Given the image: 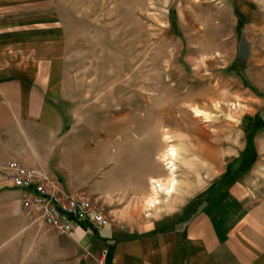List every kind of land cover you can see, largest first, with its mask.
Segmentation results:
<instances>
[{
    "label": "rangeland",
    "instance_id": "1",
    "mask_svg": "<svg viewBox=\"0 0 264 264\" xmlns=\"http://www.w3.org/2000/svg\"><path fill=\"white\" fill-rule=\"evenodd\" d=\"M0 44L17 50L12 62L57 61L70 182L82 187L94 167L109 187L115 174L141 219L170 228L230 190L251 206L264 200V0H0ZM162 126L176 183L152 207L151 178L169 177ZM244 152L254 163L231 175Z\"/></svg>",
    "mask_w": 264,
    "mask_h": 264
},
{
    "label": "crops",
    "instance_id": "2",
    "mask_svg": "<svg viewBox=\"0 0 264 264\" xmlns=\"http://www.w3.org/2000/svg\"><path fill=\"white\" fill-rule=\"evenodd\" d=\"M16 51L0 44V264H264V200L251 206L230 190L188 226L170 228L141 219V205L119 188L115 174L102 187L92 165L82 187L70 182L62 167L68 164L70 124L57 61L24 53L12 62ZM12 161L51 172L68 191L110 206L111 222L60 235L34 221L21 211L24 191L6 175ZM118 199L127 202L117 207Z\"/></svg>",
    "mask_w": 264,
    "mask_h": 264
},
{
    "label": "built area",
    "instance_id": "3",
    "mask_svg": "<svg viewBox=\"0 0 264 264\" xmlns=\"http://www.w3.org/2000/svg\"><path fill=\"white\" fill-rule=\"evenodd\" d=\"M6 171L12 186L24 191L21 211L57 234L69 235L76 227L102 228L109 224L110 217L104 205L84 193L68 191L53 173L17 161L8 163ZM107 253L105 251L104 256Z\"/></svg>",
    "mask_w": 264,
    "mask_h": 264
},
{
    "label": "bare ground",
    "instance_id": "4",
    "mask_svg": "<svg viewBox=\"0 0 264 264\" xmlns=\"http://www.w3.org/2000/svg\"><path fill=\"white\" fill-rule=\"evenodd\" d=\"M194 114H195V118H203V119H207V114L205 112H203L202 110L199 109H194ZM160 118L161 120H163L164 115L160 114ZM123 123H121V128L124 131H128L130 132L129 128L132 125L131 120L123 119ZM164 123V122H163ZM162 124V123H161ZM162 130H163V140L168 144L166 150H164L160 155V161L161 163L165 166L166 170L169 172V177L167 179V184H163L161 181H158L154 178H151V185H152V198H150V200L148 201L150 206H155L159 204L158 201V194H164L165 196H171L174 193V189H175V183H176V164L174 163V161L176 160V149L170 145V143L172 142V138L168 135V130L165 129L162 126ZM147 171L149 174L152 175H157V173H160L159 171H154L152 169H150L149 167L147 168ZM140 189H144V184H140Z\"/></svg>",
    "mask_w": 264,
    "mask_h": 264
},
{
    "label": "trees",
    "instance_id": "5",
    "mask_svg": "<svg viewBox=\"0 0 264 264\" xmlns=\"http://www.w3.org/2000/svg\"><path fill=\"white\" fill-rule=\"evenodd\" d=\"M254 129L257 130V124L254 125ZM255 159L253 156L249 155L247 152L243 153L237 160L231 163L228 167L229 173L231 175H236L248 169ZM237 166V167H236Z\"/></svg>",
    "mask_w": 264,
    "mask_h": 264
}]
</instances>
